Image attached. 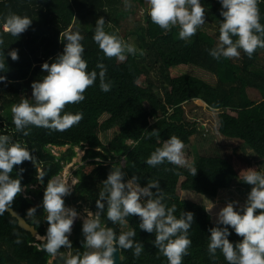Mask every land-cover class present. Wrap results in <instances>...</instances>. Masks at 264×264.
Here are the masks:
<instances>
[{
  "label": "trees",
  "instance_id": "trees-1",
  "mask_svg": "<svg viewBox=\"0 0 264 264\" xmlns=\"http://www.w3.org/2000/svg\"><path fill=\"white\" fill-rule=\"evenodd\" d=\"M131 1L136 7L124 11V0H0V19L11 12L32 20L29 29L18 37L0 27V40L3 41L0 52H4L5 58V68L0 75L6 77L0 83V134L26 145L37 159V168L45 172L41 183L32 163L25 161L14 166L13 178L19 168L25 169L21 180L25 190L8 207L33 226L41 238L48 227L47 214L37 206L42 201L47 181L57 177L72 161L76 156L75 148H82L85 149L83 159L91 160L94 169L88 174L81 169L76 172L78 182L71 195L64 198L66 206L77 211L86 206L95 212V201L103 190L102 181L116 168L123 170L126 178L137 177L141 186L158 181L165 203L169 207L176 206L174 214L177 217L183 212L193 213V225L189 230L191 245L182 264H227L220 250L214 257L209 254L208 229L215 222V213L231 201L228 197L224 202L220 200L222 191L230 193L235 182L245 190L250 188L239 177L240 172L248 168L264 172V48H257L251 58L243 51L239 58L217 60L209 55V50L219 43L222 17L218 0H201L205 12L208 11L214 21L211 23L215 25V37L202 30V25L187 40L179 38L178 26L166 31L151 22L147 14L148 0ZM258 7L260 23L264 24V2ZM76 17L92 19L94 23L103 17L105 31L116 36H119L120 21L131 17L128 35L135 38L140 51L129 54L123 62L107 57L92 38L95 27L81 29L87 70L99 72L96 64L103 63L111 90L101 91L97 78L83 93V101L65 105V111L83 114L78 124L62 132L29 126L25 129L29 135L24 136L16 131L12 113L6 107L18 104L23 98H31V83L46 75L41 71L43 63H51L62 53L63 33L74 28ZM14 49L19 56L16 61L7 55ZM179 66H194L208 72L216 77V83L212 85L187 74L172 77L171 69ZM193 101L211 111L215 109L220 138L240 141L255 160L248 162L233 152L227 155L214 150L200 157L195 176L190 169L167 161L149 166L147 158L164 140L175 135L186 147L202 129L200 121L186 111V106ZM104 115L107 118L101 121ZM111 130L113 138L104 145L99 135ZM52 148L67 149L56 155ZM121 159L125 161L123 166ZM36 186L38 188H34ZM211 203L215 206L210 207ZM33 207H37V212L29 216L28 211ZM126 219L125 224H114L106 215L101 217L102 223L117 235L135 230V239L144 245L139 256H135L132 249H121L120 264H168L166 257L153 245L155 233L140 230L136 216ZM37 235L20 228L16 218L4 209L0 213V264H48L55 256L52 264H63L61 255L48 253L43 247L45 242L38 240ZM240 239L235 234L229 237L230 242ZM69 240L73 254L86 250L81 221L76 222ZM68 251L60 249V253Z\"/></svg>",
  "mask_w": 264,
  "mask_h": 264
},
{
  "label": "clouds",
  "instance_id": "clouds-1",
  "mask_svg": "<svg viewBox=\"0 0 264 264\" xmlns=\"http://www.w3.org/2000/svg\"><path fill=\"white\" fill-rule=\"evenodd\" d=\"M264 0H218L222 21L219 26V43L209 50L214 59L239 58L241 51L251 58L257 48H264V24L260 23L258 4ZM125 7H131L129 0H124ZM147 14L152 23L161 29L169 30L178 26V36L187 40L194 36L198 27L205 24V9L201 0H148ZM105 19L100 17L95 22L93 40L107 57L126 60L127 54L135 55L137 49L125 43L121 38L105 31ZM32 25L28 16L9 13L0 19L4 32L18 37ZM235 37V39H233ZM83 36L78 31L63 33V51L49 63L41 65L46 73L42 79L30 85L31 98H23L11 107L12 122L17 132L29 135V126L55 131H65L83 119L80 112L65 111L66 104L83 101L85 90L99 78L100 90L107 93L112 84L106 80L107 69L103 63H97L96 70L88 71V63L83 58ZM3 41L0 40V44ZM12 61L19 59L18 51L7 53ZM5 68L4 52H0V71ZM6 80L0 75V83ZM215 111V109H213ZM185 145L173 135L164 140L147 158L146 163L155 167L167 161L177 166H186ZM28 161L37 168V159L26 145L14 141L6 134H0V213L14 198L25 189L21 185L22 174L19 168L13 178L14 166ZM38 179L43 183L45 172L37 168ZM192 176L197 169L190 168ZM243 183L250 186L243 204L229 201L215 213V222L208 229V252L215 256L217 250L223 254L227 264H264V172L254 168L242 170L239 174ZM103 190L95 201V212L88 210L81 218L74 207L65 205V197L71 195L68 184L54 177L48 179L40 205L46 212L48 225L41 237L43 247L50 254L61 255L63 264H116L115 253L121 249L133 250L139 256L144 245L137 241L136 231L129 230L119 235L106 224L101 217L106 215L112 223H127V217L139 218V229L149 234L155 233L154 247L166 257L168 264H182L191 245L189 230L193 225V213L183 212L179 217L176 206L169 207L158 181H150L141 186L138 178H126L120 168L111 170L102 181ZM154 190V191H153ZM213 203L210 207H214ZM37 207L30 208L28 215L37 212ZM259 210V211H258ZM207 211V210H205ZM81 220V234L85 251L72 253L69 236L74 222ZM235 234L241 239L230 242ZM68 249L60 253V249Z\"/></svg>",
  "mask_w": 264,
  "mask_h": 264
},
{
  "label": "rangeland",
  "instance_id": "rangeland-1",
  "mask_svg": "<svg viewBox=\"0 0 264 264\" xmlns=\"http://www.w3.org/2000/svg\"><path fill=\"white\" fill-rule=\"evenodd\" d=\"M129 3L131 7H125V4L122 6V9L124 11H129L131 9H134L136 7V3H133L131 0H129ZM205 24H203V29L205 32L209 33L211 36L215 37L216 30L212 23L214 21H211V14L208 13V11L205 12ZM212 22V23H211ZM131 23V17L127 18L126 20H121L120 25L117 28L118 31V37L121 38L125 43L131 44L135 46L137 49L136 52H139L140 49H138L136 46L135 38L132 35H128V28ZM210 23V24H209ZM74 28L71 29V31H78L81 35L82 31L81 29L88 27L91 28L92 26L95 27L94 20L92 19H79L76 17L74 22ZM129 54L126 53V56ZM191 75L194 77H197L199 79H202L203 81L214 85L216 83V77L212 74L205 72L201 69H198L194 66H179L176 68L171 69L170 75L172 77H177L179 75ZM154 79V76H152ZM11 105H8L6 107V110L9 112L11 111ZM186 111L188 112V115L190 117H194L198 119L201 123L202 129L196 134L192 139L188 146L184 148L185 153V159L187 162L186 166H178L181 168H188L195 167L197 162L199 161L200 157L209 154L212 151L216 150L221 153H226L227 155H230L232 152L235 153L237 156L243 158L244 160L250 162L252 160H255V157L251 154V151L248 148H245L240 141H227L222 138H220L216 127L218 122V115L216 111H211L207 107H201L199 106L195 101L191 102L186 106ZM6 118L9 119V115L6 114ZM107 118V116H103L101 118V121H104ZM114 131H108L107 133H101L99 135V138L101 142L104 145H107L111 139L113 138ZM67 148H52V152L56 155H58L60 152H64ZM76 156L72 159V161L67 164L62 172L57 176V178L61 179L62 181L66 182L70 189H73L74 186L77 184L78 179L76 177V172L81 169L85 174L90 173L94 166L91 165V160H84V154L85 149L82 148H75ZM125 164L124 159L120 160V165L123 166ZM264 166V164H263ZM244 186H239L234 183V189H231V192L228 193V191H222L220 193V200L225 201V198L228 197L231 201H238L240 204L244 203V200L246 198L247 193L250 191V188L248 190H245L243 188ZM247 187H250L247 185ZM34 188H38L37 186ZM87 207H83L82 210L77 211L80 213L81 218L84 216H87L88 214ZM81 221L80 219H77V223ZM74 228V226H73ZM38 240H42L40 237H38ZM56 258L52 257L48 264H52L53 260Z\"/></svg>",
  "mask_w": 264,
  "mask_h": 264
},
{
  "label": "water",
  "instance_id": "water-1",
  "mask_svg": "<svg viewBox=\"0 0 264 264\" xmlns=\"http://www.w3.org/2000/svg\"><path fill=\"white\" fill-rule=\"evenodd\" d=\"M5 210L9 212L12 217L16 218L18 222V226L20 228H22L23 230L27 232H30L33 236L37 235V231L35 230V228L33 226H30L27 223V221L24 218H22L20 215H18L13 209L6 206ZM76 222L77 220L74 222L73 226H75ZM114 255L116 257V264H120V261H121L120 251L118 253H115Z\"/></svg>",
  "mask_w": 264,
  "mask_h": 264
},
{
  "label": "built area",
  "instance_id": "built-area-1",
  "mask_svg": "<svg viewBox=\"0 0 264 264\" xmlns=\"http://www.w3.org/2000/svg\"><path fill=\"white\" fill-rule=\"evenodd\" d=\"M73 189H71V191H72Z\"/></svg>",
  "mask_w": 264,
  "mask_h": 264
}]
</instances>
